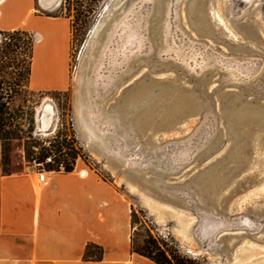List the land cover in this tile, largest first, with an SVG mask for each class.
<instances>
[{"label":"rangeland","instance_id":"obj_1","mask_svg":"<svg viewBox=\"0 0 264 264\" xmlns=\"http://www.w3.org/2000/svg\"><path fill=\"white\" fill-rule=\"evenodd\" d=\"M57 1L67 91H32L34 37L0 33L1 102L23 131L2 171L34 160L25 146L85 164L130 203L136 246L150 234L202 264H264V0Z\"/></svg>","mask_w":264,"mask_h":264},{"label":"crops","instance_id":"obj_2","mask_svg":"<svg viewBox=\"0 0 264 264\" xmlns=\"http://www.w3.org/2000/svg\"><path fill=\"white\" fill-rule=\"evenodd\" d=\"M56 2L45 8L41 0H0V33L34 37V92L70 87L71 22L51 14ZM132 233L130 203L87 165L6 174L0 144V264H155L132 252ZM89 244L103 249L100 261L84 259Z\"/></svg>","mask_w":264,"mask_h":264},{"label":"trees","instance_id":"obj_3","mask_svg":"<svg viewBox=\"0 0 264 264\" xmlns=\"http://www.w3.org/2000/svg\"><path fill=\"white\" fill-rule=\"evenodd\" d=\"M79 1V0H78ZM91 2H99L100 0H87ZM8 35H17V34H29L27 32L22 31H15V32H9L5 33ZM10 40H15L14 37L10 38ZM17 44H14V47H16ZM34 47V46H33ZM33 53V49H32ZM31 61H32V55H31ZM31 61H30V71H29V78H30V72H31ZM21 76L18 75V77L15 79L13 84L11 83L9 88V99L12 100L15 95L18 93V89L20 88V81L19 78ZM2 97L0 96V144L2 148V167H5L8 165L9 162V152L12 147L13 141H21L23 131L20 129L19 124L15 120V116L10 112L7 104L1 102ZM33 147V146H32ZM73 151V149H70ZM25 151L27 155L30 157V159H38L39 161H43V159L48 155L45 152H42L39 154L38 157L34 158L32 156L31 151H29L25 146ZM60 163H58L55 167L54 165L49 166V170H54L58 167ZM65 172L72 171V168H70L68 165L64 168ZM7 174V172L3 171ZM134 215H132V223H133ZM132 243V252L136 253L140 256H143L155 264H202L196 259H192L188 256L183 255L173 244V241L170 242V245L168 242L164 241L163 239L153 237L152 235H148L147 238L143 241V244L141 246H136V240L135 236L133 234L131 238ZM103 258V249L95 246L93 244H89L86 247L84 259L90 260V261H100Z\"/></svg>","mask_w":264,"mask_h":264},{"label":"built area","instance_id":"obj_4","mask_svg":"<svg viewBox=\"0 0 264 264\" xmlns=\"http://www.w3.org/2000/svg\"><path fill=\"white\" fill-rule=\"evenodd\" d=\"M39 133V129L37 130ZM55 165V160L52 156L48 155L46 156L43 161H39L37 158L29 162L28 167L31 169L32 172H34L37 175H42L44 173H47L49 171L55 172V171H64L63 164L58 165V167L54 170H49L47 167Z\"/></svg>","mask_w":264,"mask_h":264},{"label":"bare ground","instance_id":"obj_5","mask_svg":"<svg viewBox=\"0 0 264 264\" xmlns=\"http://www.w3.org/2000/svg\"><path fill=\"white\" fill-rule=\"evenodd\" d=\"M57 0H41V5H43L45 8H47V7H50L51 5H53V3H55ZM57 3V2H56ZM122 24V22H120V23H118V25L117 26H120ZM121 29H123V27H120ZM110 36L111 35H109V37L108 38H110ZM96 76H93L92 77V80L94 81V78H95ZM98 77V76H97ZM45 112L46 113H49V112H51V109H50V106H46L45 107ZM47 124H48V121L46 120V115H45V117H44V119H43V128L45 129L46 128V126H47Z\"/></svg>","mask_w":264,"mask_h":264},{"label":"water","instance_id":"obj_6","mask_svg":"<svg viewBox=\"0 0 264 264\" xmlns=\"http://www.w3.org/2000/svg\"><path fill=\"white\" fill-rule=\"evenodd\" d=\"M116 1H117V0H113L112 5H114ZM95 32H96L95 35H97L98 39H100L102 36H101L100 34H98L99 32H98L97 30H96ZM95 32H94V33H95ZM250 116H251V115H247V114L242 115V116H241V121H242V123H244V124H248V123H250V122H251V119H252V116H251V117H250Z\"/></svg>","mask_w":264,"mask_h":264}]
</instances>
